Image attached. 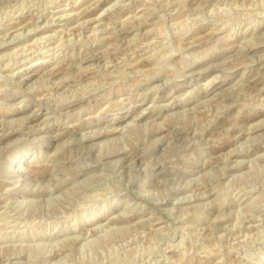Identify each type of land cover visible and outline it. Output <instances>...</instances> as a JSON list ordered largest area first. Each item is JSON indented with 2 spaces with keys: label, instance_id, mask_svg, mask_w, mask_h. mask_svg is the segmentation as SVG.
I'll list each match as a JSON object with an SVG mask.
<instances>
[{
  "label": "rangeland",
  "instance_id": "obj_1",
  "mask_svg": "<svg viewBox=\"0 0 264 264\" xmlns=\"http://www.w3.org/2000/svg\"><path fill=\"white\" fill-rule=\"evenodd\" d=\"M263 114L264 0H0V264H264Z\"/></svg>",
  "mask_w": 264,
  "mask_h": 264
},
{
  "label": "bare ground",
  "instance_id": "obj_2",
  "mask_svg": "<svg viewBox=\"0 0 264 264\" xmlns=\"http://www.w3.org/2000/svg\"><path fill=\"white\" fill-rule=\"evenodd\" d=\"M13 33H15V32H13ZM75 35H76V34H75ZM10 37H11V36H10ZM145 42H146V41H145ZM42 51H43V50H42ZM127 51H128V50H127ZM189 54H191V53H189ZM203 56H204V55H203ZM196 59H197V58H196ZM262 64H263V63H262ZM205 67H206V66H205ZM77 69H78V68H77ZM112 70H113V69H112ZM63 76H64V75H63ZM254 83H255V82H254ZM252 84H253V83H252ZM255 84H256V83H255ZM215 113H216V112H215ZM260 114H261V113H260ZM260 114H259V115H260ZM262 116H264V114H263ZM262 116H261V117H262ZM259 119H260V118H259ZM262 119L264 120L263 117H262ZM260 120H261V119H260ZM130 121H131V120H130ZM261 122H262V121H260V123H261ZM255 123H256V122H255ZM255 123H254V124H255ZM260 123H259V124H260ZM130 124H131V123H130ZM6 125H7V124H6ZM252 125H253V124H252ZM256 125H258V123H257ZM261 125H264V124H261ZM261 125H260V126H261ZM258 126H259V125H258ZM246 127H247V126H246ZM38 128H39V127H38ZM253 128H254V127H253ZM255 128H256V126H255ZM98 130H99V129H98ZM90 134H91V133H90ZM226 134H227V133H226ZM94 136H99V134L96 133V134H94ZM28 138H29V137H28ZM112 153H113V152H112ZM109 154H110V153H109ZM254 156H255V155H254ZM115 160H116V159H115ZM14 162H15V163H18L19 161H14ZM62 162H63V161H62ZM201 194H202V193H201ZM51 264H52V263H51Z\"/></svg>",
  "mask_w": 264,
  "mask_h": 264
}]
</instances>
